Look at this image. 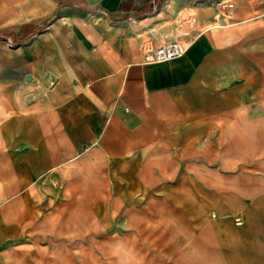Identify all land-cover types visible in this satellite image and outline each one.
Returning a JSON list of instances; mask_svg holds the SVG:
<instances>
[{
  "label": "crops",
  "instance_id": "1",
  "mask_svg": "<svg viewBox=\"0 0 264 264\" xmlns=\"http://www.w3.org/2000/svg\"><path fill=\"white\" fill-rule=\"evenodd\" d=\"M215 1L50 0L0 28V264H264V161L205 34L222 24L144 58L148 30Z\"/></svg>",
  "mask_w": 264,
  "mask_h": 264
},
{
  "label": "rangeland",
  "instance_id": "2",
  "mask_svg": "<svg viewBox=\"0 0 264 264\" xmlns=\"http://www.w3.org/2000/svg\"><path fill=\"white\" fill-rule=\"evenodd\" d=\"M50 0H0V28L20 18L25 10H37L47 7ZM251 0H217L202 10L193 8L181 10L173 20L159 27L162 31H175L182 34L178 39L188 43L207 26L215 23L222 26L212 27L205 33L208 35L210 47L221 52V82L216 87L223 96H237L238 111L253 121V134H242L241 117H238L237 141L253 144V155L249 158L256 166L264 161L262 144L264 135V10L256 6L251 8ZM35 6V8L33 7ZM7 22V23H6ZM213 92V93H216ZM241 101V102H240ZM239 115V116H240ZM245 131V128H243ZM256 168V167H255ZM80 225V224H79ZM76 232H63V239H71ZM84 233L78 231L77 239L84 243ZM82 235V236H81ZM75 236V235H74ZM45 232L31 234V239L43 240ZM83 249V248H79ZM37 251L38 247L31 248ZM14 264H29L15 262ZM80 264V263H79Z\"/></svg>",
  "mask_w": 264,
  "mask_h": 264
},
{
  "label": "built area",
  "instance_id": "3",
  "mask_svg": "<svg viewBox=\"0 0 264 264\" xmlns=\"http://www.w3.org/2000/svg\"><path fill=\"white\" fill-rule=\"evenodd\" d=\"M144 58L147 62H162L183 57L186 45L178 39L175 31L150 29L145 38ZM53 82V81H52Z\"/></svg>",
  "mask_w": 264,
  "mask_h": 264
},
{
  "label": "bare ground",
  "instance_id": "4",
  "mask_svg": "<svg viewBox=\"0 0 264 264\" xmlns=\"http://www.w3.org/2000/svg\"><path fill=\"white\" fill-rule=\"evenodd\" d=\"M186 48H187V46H186ZM186 53H187V50H186ZM185 55H186V54H185ZM185 55H184V56H185Z\"/></svg>",
  "mask_w": 264,
  "mask_h": 264
}]
</instances>
